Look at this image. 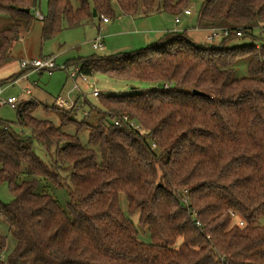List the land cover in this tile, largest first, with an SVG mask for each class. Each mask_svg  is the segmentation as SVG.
<instances>
[{
    "label": "trees",
    "instance_id": "16d2710c",
    "mask_svg": "<svg viewBox=\"0 0 264 264\" xmlns=\"http://www.w3.org/2000/svg\"><path fill=\"white\" fill-rule=\"evenodd\" d=\"M40 2L0 0V15L13 21L0 32V68L12 61L20 22L31 24ZM79 2L75 8L70 0H49L44 40L91 21L94 10L100 19L117 18L113 2L131 16L180 17L191 0ZM198 27L240 29L247 42L236 45L239 38L229 36L219 45H199L187 30L174 31L134 55L70 60L79 73L158 87L101 95L105 111L93 107L100 119L92 126L56 104L60 126L38 119L35 100L17 107L16 121L0 118V184L13 195L0 200V264H264V37L258 33L264 0H204ZM239 65L248 75L234 76ZM124 115L147 133L114 125L111 119ZM14 124L32 135L16 132ZM66 126H78L77 133L63 131ZM83 126L91 127L89 145L78 135ZM33 140L53 166L33 151ZM41 183L64 188L66 207L48 186L38 191ZM184 190L189 208L181 202Z\"/></svg>",
    "mask_w": 264,
    "mask_h": 264
},
{
    "label": "rangeland",
    "instance_id": "374dc122",
    "mask_svg": "<svg viewBox=\"0 0 264 264\" xmlns=\"http://www.w3.org/2000/svg\"><path fill=\"white\" fill-rule=\"evenodd\" d=\"M48 2L49 0H41L40 5L31 11L34 17L31 24L25 21L20 22L21 26L17 38L12 41L9 51L10 60L12 61L0 69V81L3 80V82H0V118L4 120L16 121L18 109L9 104L1 103V100H7L15 96L19 99V105L35 100L37 107L34 109L33 115L38 119L50 120L56 126H60L59 112L52 107L55 105V101L61 97L65 100L78 102L80 109H75L77 112L74 115L75 119L86 122L91 126L95 125L100 119V114L97 112L91 114V110L96 107L97 111L102 113L105 111L100 105V101L104 96L131 95L139 90L158 87V85L154 82L117 78L104 73H95L90 77V81L96 83L95 85L102 92L103 97L100 99L94 98L91 96L93 88L90 87L89 83L78 80L83 93L74 88L70 73L75 72L77 67L73 62H69L70 60H78L81 57L94 55L109 56L125 53L134 55L151 42L157 41L159 37L168 39L173 27L177 28L179 32L187 30L188 36L199 45H219L222 41V38H217L214 42H206V31L198 28L199 12L204 0H191L188 8L191 9L192 13L190 16H180L181 23L179 25L175 23V18L178 16L162 12L149 18L133 17L123 13L117 2H113L112 8L116 12L117 18H108V23L96 16L91 21L82 23L77 27L63 28L50 39L44 40L43 33L46 20L38 19L36 14L40 12L48 17ZM70 2L75 8L80 6L79 0H70ZM12 23L13 21L10 18L0 15V32ZM258 33H261L264 37V29L263 31L259 30ZM99 36L102 37V40L97 41ZM149 38L154 39L147 41ZM95 42L103 43V49L95 50L93 48ZM246 42L247 40L239 38L235 44L242 45ZM256 44H259V42H256ZM42 56L55 58L58 68L52 74L47 71L43 73L32 72L28 75L29 77L23 75L16 81L14 80L15 77L10 81L8 80L24 70L20 66L22 60H34ZM65 66H68L67 70L61 69ZM246 75H248L246 66L239 65L234 76L239 78ZM28 89L31 93L26 92ZM78 97L79 100H77ZM85 100L88 103H85ZM84 111L88 112L87 115L84 114ZM13 129L27 136L32 135L29 128L19 124H14ZM90 129L89 126H83L78 133L82 144L89 145ZM77 130L78 126L63 127V131L70 134H76ZM32 149L45 163L53 166L51 155L43 145L33 140ZM62 172L63 176L68 174V171ZM66 184L70 185V177L68 176L64 182V185ZM44 186L49 187L50 193L55 195L59 204L65 208L69 198L66 190L64 188H54L52 185L44 183H41L37 190L41 191ZM12 199L13 195L8 189V184L6 182L0 184V200L8 203ZM121 205L123 210L126 211L128 202L124 195H121ZM261 223H264V218L261 219ZM141 234V238L145 242L150 241L148 233L144 234L141 230ZM8 242L12 246L13 240L9 239ZM4 256L3 254V259H5Z\"/></svg>",
    "mask_w": 264,
    "mask_h": 264
},
{
    "label": "built area",
    "instance_id": "2783aa9c",
    "mask_svg": "<svg viewBox=\"0 0 264 264\" xmlns=\"http://www.w3.org/2000/svg\"><path fill=\"white\" fill-rule=\"evenodd\" d=\"M191 13H192L191 9H189V8L184 11L185 15H190ZM36 17L38 19H44L45 18V16L40 12H37ZM102 19L104 22L109 21L108 18L105 16H103ZM175 21H176V23L181 22L180 17H177L175 19ZM205 31H206L205 40L207 42H214L217 38L223 39V38L229 37V36H235L236 38H241L244 35V32L240 29H238V30H235V29H208ZM100 39L102 40L101 36L98 37L97 41H100ZM93 48L95 50H97V49L102 50L103 49V43L95 42L93 44ZM20 66L22 69H30V71H33V72H45V71H47L49 74H52L54 72L55 68H57L56 60L54 57H41L39 59H34V60L25 59V60L21 61ZM90 77L91 76H89L87 74L79 73L77 70L75 72L70 73V78L74 82V88L76 90L81 91L80 86L78 84V80H81L84 83H87V84L89 83L90 87L93 88L91 96L94 98H99L101 96L102 92L96 87L95 82L90 81ZM164 87L166 89V88H168V85L166 84ZM26 92L31 93V91L29 89L26 90ZM81 92L83 93V91H81ZM0 93H1V91H0ZM1 103L9 104L12 107L17 108L19 106V99L17 97L13 96L7 100H1ZM55 104H56V106L63 108L65 110L80 109L77 101L72 102L69 100H65L61 97H59L55 101ZM87 113H88L87 111H84V114L87 115ZM111 120L114 123V125H117V126H121L123 123H126L128 127L134 129L140 135H145L147 133L146 129H144L141 125H139L135 121H132L131 119H129V117L127 115H124L123 117H121L119 119L112 118ZM181 202H182L183 206L188 207V205H189V193L187 190L183 191V195H181ZM232 214L235 216L234 213H232ZM194 215L196 216V212ZM240 224L243 225L244 222L241 221ZM196 226L198 228L203 227L202 223L199 220L196 221Z\"/></svg>",
    "mask_w": 264,
    "mask_h": 264
},
{
    "label": "crops",
    "instance_id": "0c3cea01",
    "mask_svg": "<svg viewBox=\"0 0 264 264\" xmlns=\"http://www.w3.org/2000/svg\"><path fill=\"white\" fill-rule=\"evenodd\" d=\"M162 12H156V13H153V14H150V15H148V16H133V17H140V18H149V17H152V16H155V15H157V14H161ZM183 16H189V15H183ZM105 23H108V22H105ZM175 23H176V21H175ZM181 22H179V23H176L177 25H179ZM172 28V27H171ZM178 31V29L177 28H174L173 27V29H172V32H174V31ZM170 32V31H169ZM160 38H162V37H159V39ZM152 39H154V38H149L147 41H150V40H152ZM152 43V42H151ZM42 57H44V56H42ZM10 63V62H9ZM8 63V64H9ZM8 64H6V65H8ZM6 65H4V66H6ZM3 66V67H4ZM3 67H1V68H3ZM0 68V69H1ZM33 71H30V72H28L27 74H25L24 75V77H29L28 75L30 74V73H32ZM39 73H43V72H39ZM16 81V80H15ZM14 81V82H15ZM14 82H11V83H14ZM0 87H1V85H0Z\"/></svg>",
    "mask_w": 264,
    "mask_h": 264
},
{
    "label": "water",
    "instance_id": "95a60500",
    "mask_svg": "<svg viewBox=\"0 0 264 264\" xmlns=\"http://www.w3.org/2000/svg\"><path fill=\"white\" fill-rule=\"evenodd\" d=\"M28 11V10H27ZM97 13L96 10H94V17H96ZM195 93H199L197 90L194 91Z\"/></svg>",
    "mask_w": 264,
    "mask_h": 264
}]
</instances>
